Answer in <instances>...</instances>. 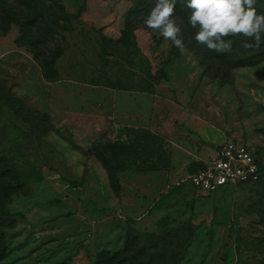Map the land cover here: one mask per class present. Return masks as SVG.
<instances>
[{
	"label": "rangeland",
	"instance_id": "rangeland-1",
	"mask_svg": "<svg viewBox=\"0 0 264 264\" xmlns=\"http://www.w3.org/2000/svg\"><path fill=\"white\" fill-rule=\"evenodd\" d=\"M154 3L57 0L36 48L0 24V264L161 250L157 264H264V179L209 195L187 182L229 141L264 168V43L209 50L177 0V49L144 25Z\"/></svg>",
	"mask_w": 264,
	"mask_h": 264
},
{
	"label": "clouds",
	"instance_id": "clouds-1",
	"mask_svg": "<svg viewBox=\"0 0 264 264\" xmlns=\"http://www.w3.org/2000/svg\"><path fill=\"white\" fill-rule=\"evenodd\" d=\"M177 0H155L144 25L158 32L177 49L185 48L182 29L175 20ZM257 0H186L189 25L197 29L194 40L215 52H229L232 41L242 36V47L260 49L264 43V13H257Z\"/></svg>",
	"mask_w": 264,
	"mask_h": 264
},
{
	"label": "built area",
	"instance_id": "built-area-1",
	"mask_svg": "<svg viewBox=\"0 0 264 264\" xmlns=\"http://www.w3.org/2000/svg\"><path fill=\"white\" fill-rule=\"evenodd\" d=\"M261 164L249 147L237 141L224 143L203 167L187 176L197 193L209 195L220 190L253 185L260 179Z\"/></svg>",
	"mask_w": 264,
	"mask_h": 264
},
{
	"label": "trees",
	"instance_id": "trees-1",
	"mask_svg": "<svg viewBox=\"0 0 264 264\" xmlns=\"http://www.w3.org/2000/svg\"><path fill=\"white\" fill-rule=\"evenodd\" d=\"M57 0H0V24H4L6 20L16 22L24 33H36L37 37L33 40V47H40L46 44L47 39L57 32L56 22L51 20L52 17L56 20L58 17L53 10V3ZM9 3L10 5H6ZM23 7V8H22ZM20 19V20H19ZM34 55L37 60V56ZM203 167V163H192L188 167V173ZM264 179V168H260V180ZM152 243L159 240V237L150 236ZM155 244V243H154ZM126 252L120 255H115L106 258L105 255H98L93 264H157L159 255L163 250L150 253L142 262L135 260L134 255L127 257Z\"/></svg>",
	"mask_w": 264,
	"mask_h": 264
},
{
	"label": "crops",
	"instance_id": "crops-1",
	"mask_svg": "<svg viewBox=\"0 0 264 264\" xmlns=\"http://www.w3.org/2000/svg\"><path fill=\"white\" fill-rule=\"evenodd\" d=\"M132 97H135V95H132ZM203 163H205V162H203Z\"/></svg>",
	"mask_w": 264,
	"mask_h": 264
}]
</instances>
